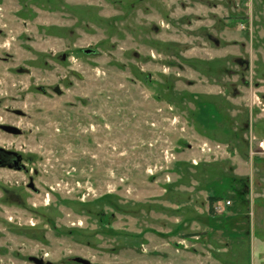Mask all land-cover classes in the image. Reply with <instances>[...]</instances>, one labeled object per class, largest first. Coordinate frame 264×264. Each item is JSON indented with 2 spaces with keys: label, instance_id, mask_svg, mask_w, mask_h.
<instances>
[{
  "label": "rangeland",
  "instance_id": "rangeland-1",
  "mask_svg": "<svg viewBox=\"0 0 264 264\" xmlns=\"http://www.w3.org/2000/svg\"><path fill=\"white\" fill-rule=\"evenodd\" d=\"M0 122V264H264V0H0Z\"/></svg>",
  "mask_w": 264,
  "mask_h": 264
},
{
  "label": "flooded vegetation",
  "instance_id": "flooded-vegetation-1",
  "mask_svg": "<svg viewBox=\"0 0 264 264\" xmlns=\"http://www.w3.org/2000/svg\"><path fill=\"white\" fill-rule=\"evenodd\" d=\"M15 113L20 114L19 112L15 111ZM6 126H12L18 130H20V133H15V132H9L5 128ZM0 129L4 131L6 134L10 135H21L22 130L15 124L11 123H2L0 122ZM22 157L20 154H18L14 150L7 149L5 146L0 145V168H8L12 169L14 171H24L26 168L25 166L21 163ZM29 188L36 190L33 185H28Z\"/></svg>",
  "mask_w": 264,
  "mask_h": 264
},
{
  "label": "water",
  "instance_id": "water-1",
  "mask_svg": "<svg viewBox=\"0 0 264 264\" xmlns=\"http://www.w3.org/2000/svg\"><path fill=\"white\" fill-rule=\"evenodd\" d=\"M5 128H6L7 131H9V132L20 133V130H18V129H16V128L12 127V126H6Z\"/></svg>",
  "mask_w": 264,
  "mask_h": 264
},
{
  "label": "built area",
  "instance_id": "built-area-1",
  "mask_svg": "<svg viewBox=\"0 0 264 264\" xmlns=\"http://www.w3.org/2000/svg\"><path fill=\"white\" fill-rule=\"evenodd\" d=\"M258 146L260 151L264 153V139L259 141Z\"/></svg>",
  "mask_w": 264,
  "mask_h": 264
}]
</instances>
